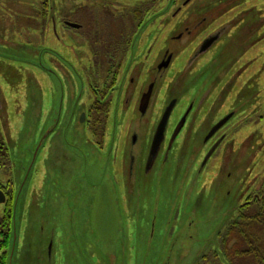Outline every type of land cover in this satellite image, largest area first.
Here are the masks:
<instances>
[{"label":"rangeland","instance_id":"374dc122","mask_svg":"<svg viewBox=\"0 0 264 264\" xmlns=\"http://www.w3.org/2000/svg\"><path fill=\"white\" fill-rule=\"evenodd\" d=\"M82 1L88 7L98 2ZM110 1L119 7L124 22L115 21L116 26L97 17L93 10L80 9L87 26L85 34H81L88 35L95 41L93 44L104 46L117 39L118 28L127 31V10L137 5L156 10L166 30L158 44L150 47L146 43L143 49L144 53L149 49L146 67L154 66L169 28L175 23L167 13L179 5V0ZM236 1L246 3L241 7L251 3L252 14L248 9L241 12L240 23L222 34L213 58L208 64H197L181 84L183 109L195 100L200 105L210 90L198 113L190 116L194 120L216 106L219 118L234 112L225 125L228 130L223 134L228 133L227 138L204 163L209 151L208 142H204L206 126L193 125L188 138L178 142L185 143L181 152L173 146L167 162H157L149 173L137 167L139 175L132 179L126 175L121 159L133 131L130 119H137L134 106L148 80L146 73H140L134 87L128 83V90L125 76L118 79L112 94L109 139L99 147L81 122L93 99L87 74L83 73L93 69L87 60L88 48L81 42L80 61L74 66L65 56L72 50H65L57 41L59 37L66 42L64 46L73 48L72 32L55 30L53 25L51 30L45 28L48 16L51 21L58 20V0H54L47 17L42 13L41 0H0V88L6 114V121H0V140L9 158L7 168L0 171V182H14L11 189L15 201L20 183L26 178L15 212V224H19L15 264H95V256L110 259L111 252L118 256L114 264H221L212 249L220 252L222 264H227L218 233L239 219V208L247 198L255 197L256 204L264 199V0H231L228 5ZM215 6L218 4L209 0H195L190 5ZM220 21H214L209 28ZM250 23L255 30H250ZM51 31L58 34L51 35ZM250 37L253 41L249 44ZM166 46L172 48L167 41ZM46 49L61 58L65 56L71 65L48 57ZM193 49L194 46L179 49V66L184 67ZM222 57L225 63L219 68ZM239 68L246 70L240 75L244 86H254L250 92L254 93L251 102L256 100V106L250 112V121L244 120L249 118L245 105L249 102L244 100L243 91L237 96L236 81L228 85V77H218V71L233 75ZM173 75L171 68L163 75L151 104L152 119L169 99V77ZM99 76L104 78L105 73ZM259 116L263 117L256 122ZM104 163L110 166L105 180L115 190L123 227L117 222H105L97 206L98 193L92 183L97 165ZM29 165L32 168L27 174L25 168L29 169ZM6 229L5 224L0 227L2 233ZM12 234L13 224L6 250ZM240 263L249 264L239 259L237 264Z\"/></svg>","mask_w":264,"mask_h":264},{"label":"flooded vegetation","instance_id":"af4514ba","mask_svg":"<svg viewBox=\"0 0 264 264\" xmlns=\"http://www.w3.org/2000/svg\"><path fill=\"white\" fill-rule=\"evenodd\" d=\"M43 2L42 13L49 15L50 9H53L52 4H54V0H41ZM195 0H179V5L173 6L170 11L167 13L170 15L171 19L175 20L173 23V27L169 28V34L165 37L161 47L163 49L160 52V57L158 54V61L154 66L149 69L146 67V61L148 56L146 52L149 50H145L143 52L145 44L148 43L150 47H154L160 41V36L166 30V25L162 24L161 17H155L150 20L154 15H156L157 11L153 9H146L142 5H137L125 12L126 15V25L127 31H123L118 28L120 32L118 33L117 39L114 41L108 42L106 45L102 44H93L95 41L92 39H88V35L83 31L87 30V26L84 23V19L81 16L80 9H90L96 12V16L101 19L109 22L110 24H115L116 22H124V16L121 14L119 7L116 5H112L113 2L110 0H98L97 3L86 6L85 3L82 4L81 0H58L59 2V16L58 20L55 21L54 18L48 16V20L45 19V25L48 30L53 25L56 30L57 28L62 31H71L72 35L75 36L73 40V45L71 48L68 44L64 46L66 43L63 39L57 37V41L64 47L65 50L71 51L70 55H65L69 60H72L75 65L80 61L81 57V42L83 46L88 48L89 55L87 56V60L92 63L93 69L86 72L88 81H89V90L93 96L92 101L90 102L86 113L83 115L84 120L82 123L86 125V128L89 129L93 143L102 147L104 140L109 139L111 123L110 121V109L112 106L113 98L112 94L115 91L117 86L118 79L123 75L125 76V85L127 90L129 89L128 83L134 87L140 73H146L147 82L145 83V88L140 92L138 98L136 99L135 104V113L137 115V119H130L133 127V131L129 138V144L127 145V152H125V156H120L121 165L124 168L126 175L128 177H132L134 175H139L137 172V167L140 171H145V173H149L157 162H166L168 160L169 151L175 147L181 152V149L185 146V143L180 140H186L188 138V134L191 132V128L193 125H204L206 129L205 139H207V145H209V150L216 144L217 141H222L224 137V132L228 129L225 125L230 121V119L234 116L233 113H229L226 117L229 116V119L226 121V117L219 118L218 117V106L208 109L204 114H201L200 119L194 120L190 116L192 113H198V110L205 102L207 96L209 95L210 90L205 93L203 99L201 100V104L197 103L195 100L192 103H188L186 108H182L183 104L181 101V84L185 82L187 77L191 75L195 71V66L197 64L203 63L208 64V62L213 58L214 54L217 52L215 48L220 46L222 40V34L232 27H235L240 23V14L241 12L248 9L249 15H251L254 7H251V3L248 4L249 7L242 6L241 3L233 2V6H229L228 4L231 0H209L212 3H215L218 6L209 7V8H201V7H190V5ZM250 1V0H248ZM159 12V11H158ZM252 17H250L251 19ZM246 21V18H244ZM150 20V22H148ZM216 20H221L218 25L214 28H209V25L212 24ZM146 21V22H144ZM71 24H75L73 27ZM116 25V24H115ZM117 26V25H116ZM144 28L141 34L138 35V31L141 28ZM250 30H255L254 27L250 23ZM44 33V32H43ZM58 34L57 31H51L52 34ZM29 40H32L31 38ZM166 41L172 45L170 49L169 46H166ZM253 41V37H250V40H247V43ZM86 43V44H85ZM108 46L105 50H102V47ZM184 46H194V49L190 53L189 57L186 60V64L184 67L178 65L177 55L179 49ZM46 55L52 59L60 60L61 63H67L71 65L69 60L67 61L65 56L61 58L54 52H49L46 49ZM208 55V57H206ZM200 61V62H199ZM99 62V63H98ZM131 62V63H129ZM143 62H145L143 64ZM102 63V64H100ZM225 60L224 57L219 61V68L224 65ZM143 64V65H142ZM248 62L244 65L246 66ZM102 67L99 71V66ZM197 67V66H196ZM81 69V67H79ZM173 71V76L169 77L170 82V92L169 99L165 103L164 107L158 109L155 112L153 120L150 117L152 114L151 104L154 100V97L157 93L158 87L160 86L161 81L164 79V73L169 70ZM195 68V69H194ZM194 69V70H193ZM238 71L239 73H236ZM233 72V75H227L225 71H218V77H228V85L233 84L236 81L239 89L236 90L237 96L241 95L243 91V98L246 100L245 105L247 108V113L249 114V118L244 119L250 121L252 116L250 112L253 111L254 106H256L255 102H251V98L254 93L250 92L254 86L251 84L250 87L244 86V84L240 81L241 73L246 70H242L239 68ZM105 73V77L101 78L99 74ZM238 75V76H237ZM238 78V81L236 80ZM254 83V82H253ZM167 95L164 97L167 99ZM123 107H127V103L123 102ZM5 112L2 107V93L0 88V118L1 122L6 121ZM260 115V114H259ZM263 116H264V107H263ZM263 116L256 117V122L259 121ZM236 118V117H234ZM239 120V119H237ZM96 121L98 123H96ZM120 121V120H115ZM189 121V122H188ZM222 122L223 127L218 129L215 133L211 132L215 125H218ZM182 123L183 126L177 132V126ZM194 123V124H193ZM247 123V122H246ZM190 126V127H188ZM188 127V128H187ZM177 132V133H176ZM214 135H213V134ZM212 134L210 139L206 138ZM159 139V151L156 153L154 160H149L150 148L152 143ZM210 143V144H209ZM219 145V144H218ZM217 145V146H218ZM206 154L208 153V149L206 150ZM7 148L4 147L3 143L0 140V171L2 172L5 168H7ZM28 168V167H27ZM25 168L26 173L30 171ZM131 179V182H132ZM1 181V180H0ZM13 182V181H12ZM10 179H8L7 184H1L0 182V191L4 194L5 202L0 205L2 207L3 216L5 213H8L7 206L10 205L11 200L13 198V183ZM130 193V195H132ZM129 195V193L127 194ZM255 201L257 199L253 198ZM253 199L247 198L245 203L248 204V208L246 210L253 211L256 208V204ZM264 202V199H262ZM260 204H262L260 202ZM259 204V205H260ZM244 205H241L239 208L238 218L240 219L241 208ZM244 211V209L242 210ZM9 215V214H8ZM11 216V214H10ZM241 219L244 220V216H241ZM241 223V220H239ZM240 233L237 231L234 234L233 240H229L228 244L225 247L224 240L220 236V241L222 245V251H225L229 255V251H240L244 246H240L239 235ZM251 236V235H250ZM238 245V246H237ZM213 254V251L210 250ZM223 253V252H222ZM230 256V255H229ZM230 258H226L228 264H237V261L244 260L249 264H258L256 259L254 258H246L244 256H239L238 258L233 256ZM95 260L97 261L95 264H104L98 256H95Z\"/></svg>","mask_w":264,"mask_h":264},{"label":"water","instance_id":"95a60500","mask_svg":"<svg viewBox=\"0 0 264 264\" xmlns=\"http://www.w3.org/2000/svg\"><path fill=\"white\" fill-rule=\"evenodd\" d=\"M159 15L160 14L154 15L150 20H152L153 18H155V17H157ZM150 20L148 22H150ZM72 26H75V25H72ZM142 30L143 29L139 30L138 35L141 33ZM129 63H131V62H129ZM83 120H84V116H82L81 122ZM182 126H183L182 123H180L177 126V132L181 129ZM219 128H220V126L216 125L211 130V132L215 133ZM212 134H210L209 137ZM209 137H206V138H209ZM204 141H207V139H205ZM159 143H160L159 139L155 140L152 143L151 148H150V154H149V160L150 161L154 160V158L156 156V153L159 150V147H158ZM220 143H221V141H217L216 142V144L211 148V150L207 154V156L205 158V161L211 156V154L217 148V145L220 144ZM109 167H107V163L98 164L97 165V167H96L97 168L96 169L97 170V176L93 180L92 188H93V190H96L97 193H98L97 201L99 200V203L97 204V206H98V209L101 212L104 213L105 222H113V223L117 222V223L121 224V227H123L125 224L121 220V213H120V210H119V203L117 201L116 194H114L115 190L113 189L111 183L105 180V177H106V175L108 173ZM25 182H26V178H25V180L23 182L20 183V186H21L20 190H19L18 194L15 197V201H13L12 224L14 225V234H12V236H11V245L10 246L8 245L6 264H15V257L17 256V251L16 250H17V247H18V226H19V224H18V222H16V224H15V217H16L15 212H16V207H17V204H18V200H19L21 191L24 188ZM2 202H4V194H3L2 191H0V203H2ZM46 249L47 248H45V250L43 251V254L45 253ZM52 251H53V249H52ZM52 251H51V254H52ZM109 256H110V259L107 256L106 257L105 256H100V258L102 259V261L105 264H114L117 261V258H118L117 254L115 252H111L109 254ZM90 264H92L91 261H90Z\"/></svg>","mask_w":264,"mask_h":264},{"label":"trees","instance_id":"16d2710c","mask_svg":"<svg viewBox=\"0 0 264 264\" xmlns=\"http://www.w3.org/2000/svg\"><path fill=\"white\" fill-rule=\"evenodd\" d=\"M96 123L98 122L96 121ZM243 205L244 206L241 208V215L244 216V221L247 223H240V219H236L235 221L230 223V226L225 230L224 234L221 237L223 238L226 247L229 240H233V238L235 237L234 234L238 231L240 234L236 236L239 237V240L241 241L239 244L240 246H242V244L244 243L243 245L246 249L241 248L240 251L237 252L231 250L229 251V255L231 257H252L256 259V262H258V264H264V202H262V204L257 207L255 213H252L250 210H246L248 208V204L244 203ZM243 209L244 211H242ZM8 216L9 215L5 216V219H3V223L5 222V225L7 227L6 233H2V231L0 233L2 235V238H0V264H6L7 259L6 247L10 224V217ZM220 246L221 252H223L224 257L232 261L228 253L222 251L221 242Z\"/></svg>","mask_w":264,"mask_h":264}]
</instances>
